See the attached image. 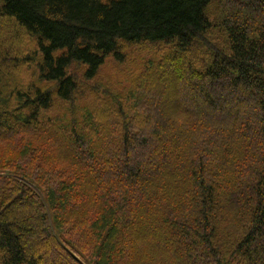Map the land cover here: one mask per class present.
Instances as JSON below:
<instances>
[{"label": "trees", "instance_id": "16d2710c", "mask_svg": "<svg viewBox=\"0 0 264 264\" xmlns=\"http://www.w3.org/2000/svg\"><path fill=\"white\" fill-rule=\"evenodd\" d=\"M214 1L0 0V264H264V0Z\"/></svg>", "mask_w": 264, "mask_h": 264}, {"label": "rangeland", "instance_id": "374dc122", "mask_svg": "<svg viewBox=\"0 0 264 264\" xmlns=\"http://www.w3.org/2000/svg\"><path fill=\"white\" fill-rule=\"evenodd\" d=\"M212 4H218V0H215ZM210 11H211L210 12L211 17H213L214 15V18H216L217 12L213 6H210ZM9 26L12 27V30H16L18 34L19 29L17 30V28L11 22H9ZM8 36L10 35L7 34L6 37L9 38ZM0 38L2 37L0 36ZM20 40L24 46L22 52H24L25 54L29 53L32 49L35 48L34 40L30 38L28 35L20 36ZM157 47H158L157 45L148 44V43L130 44L128 46L126 44L125 45L121 44L120 49L126 51V53L124 52V55L126 57L123 60V62H117L116 60H114L112 56H109L106 59L103 66L101 67L99 76L97 79L103 82H106V80H112V81L115 80L114 85L119 84L118 85L119 89H116V91L119 94H122V96L125 95V93L123 92L127 91L125 90L127 87L133 85L132 79L137 73L141 72L143 63L147 61L148 59L156 60L158 58V56L153 54V51ZM34 65L35 64L33 63L32 66L28 68L29 71L23 73L21 76L25 79L28 78L30 74L29 73L30 70H33L32 74H34L35 72L34 69L36 68V66ZM81 67L82 66L80 65L73 66L71 71L74 72V74L78 75L79 72H81ZM162 88L163 86L160 87V91L162 95L166 96L167 91H162ZM121 89H122V92H121ZM170 103H172V101H170ZM170 107H172V104Z\"/></svg>", "mask_w": 264, "mask_h": 264}]
</instances>
